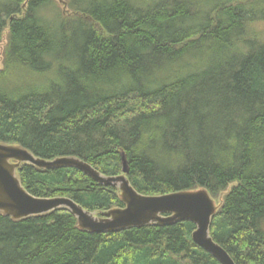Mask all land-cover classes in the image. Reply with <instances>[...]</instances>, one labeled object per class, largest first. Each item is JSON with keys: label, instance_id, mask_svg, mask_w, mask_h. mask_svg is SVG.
I'll return each mask as SVG.
<instances>
[{"label": "trees", "instance_id": "16d2710c", "mask_svg": "<svg viewBox=\"0 0 264 264\" xmlns=\"http://www.w3.org/2000/svg\"><path fill=\"white\" fill-rule=\"evenodd\" d=\"M260 21L264 0H0V142L105 176L124 158L145 195L205 188L212 238L235 264H264V40L247 30ZM17 176L97 216L123 206L73 167ZM194 228L93 233L65 208L0 212V264H220Z\"/></svg>", "mask_w": 264, "mask_h": 264}, {"label": "water", "instance_id": "95a60500", "mask_svg": "<svg viewBox=\"0 0 264 264\" xmlns=\"http://www.w3.org/2000/svg\"><path fill=\"white\" fill-rule=\"evenodd\" d=\"M22 163L41 169H79L97 183L116 187L123 206L110 208L97 216L68 197L34 196L23 187L17 176V168ZM127 171L124 158L120 174L105 176L89 163L74 156L43 159L19 145L0 142V212L19 220L65 208L76 217L79 228L93 233H111L149 224L189 221L195 225L191 239L197 246L220 264H235L209 233L211 218L217 205L205 188L145 195L137 192L131 185Z\"/></svg>", "mask_w": 264, "mask_h": 264}, {"label": "rangeland", "instance_id": "374dc122", "mask_svg": "<svg viewBox=\"0 0 264 264\" xmlns=\"http://www.w3.org/2000/svg\"><path fill=\"white\" fill-rule=\"evenodd\" d=\"M65 0H57L59 4L64 2ZM247 30L249 33H252V35H255L258 38H261L264 40V21H260L258 23H250L249 26H247ZM6 34H7V29L4 30L3 32V40L0 42V69L2 68V51L6 43Z\"/></svg>", "mask_w": 264, "mask_h": 264}, {"label": "bare ground", "instance_id": "6f19581e", "mask_svg": "<svg viewBox=\"0 0 264 264\" xmlns=\"http://www.w3.org/2000/svg\"><path fill=\"white\" fill-rule=\"evenodd\" d=\"M231 38V37H230ZM242 38V37H241Z\"/></svg>", "mask_w": 264, "mask_h": 264}]
</instances>
